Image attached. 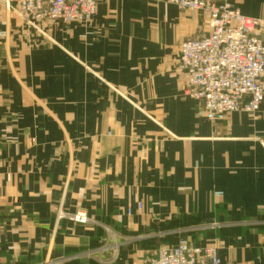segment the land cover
Returning <instances> with one entry per match:
<instances>
[{
  "label": "crops",
  "instance_id": "obj_1",
  "mask_svg": "<svg viewBox=\"0 0 264 264\" xmlns=\"http://www.w3.org/2000/svg\"><path fill=\"white\" fill-rule=\"evenodd\" d=\"M39 29L0 11V264H143L181 238L264 264V102L210 121L179 71L205 16L99 0Z\"/></svg>",
  "mask_w": 264,
  "mask_h": 264
},
{
  "label": "built area",
  "instance_id": "obj_2",
  "mask_svg": "<svg viewBox=\"0 0 264 264\" xmlns=\"http://www.w3.org/2000/svg\"><path fill=\"white\" fill-rule=\"evenodd\" d=\"M99 0H0V11L16 14L40 30V24H90ZM201 13L208 31L180 45L179 71L188 95L198 101L200 115L218 120L227 114L259 113L264 102V20L246 17L235 0H150ZM86 223L84 214L73 218ZM143 264H221L219 248L195 246L180 240L159 248Z\"/></svg>",
  "mask_w": 264,
  "mask_h": 264
},
{
  "label": "rangeland",
  "instance_id": "obj_3",
  "mask_svg": "<svg viewBox=\"0 0 264 264\" xmlns=\"http://www.w3.org/2000/svg\"><path fill=\"white\" fill-rule=\"evenodd\" d=\"M198 14H201V13H198ZM200 109H201V107H200ZM201 117H203L202 115H200ZM210 121H216V120H210ZM222 194L221 193H218V196H221ZM139 208H141L142 209V205H139ZM77 216V215H76ZM204 229H206V230H209L210 228H204ZM205 235H206V232H205ZM181 240H184V241H187V242H189V243H191L188 239H186V238H181ZM191 244H193V243H191ZM166 247V246H165Z\"/></svg>",
  "mask_w": 264,
  "mask_h": 264
}]
</instances>
